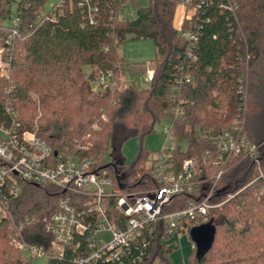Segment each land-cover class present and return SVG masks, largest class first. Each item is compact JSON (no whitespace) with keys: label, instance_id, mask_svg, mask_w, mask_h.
<instances>
[{"label":"trees","instance_id":"trees-1","mask_svg":"<svg viewBox=\"0 0 264 264\" xmlns=\"http://www.w3.org/2000/svg\"><path fill=\"white\" fill-rule=\"evenodd\" d=\"M12 1L0 0V19L18 18L17 34L10 43L6 38L12 23L7 31L0 30L8 63V74L0 73V123H11L10 106L19 115L21 130L37 126V134L54 153L68 148L92 157L115 178L120 177L118 172L125 174L137 188L149 177L150 153L141 148L126 166L121 152L125 141L134 136L143 139L158 121L168 119L173 122L177 165L185 158H198V175L211 178L221 169L213 163L217 147L211 135L229 127L239 107L246 105L245 136L258 145L264 169V0H233V6L225 0H196L198 4L193 0L196 12L184 18L180 28L174 27L173 17L177 4L184 0H148L134 9L131 19L119 18L120 8L129 0H88V4L61 0L48 13L45 0H19L14 15L6 7ZM129 39L154 41V72L146 88L133 83L120 87L124 59L119 47ZM85 65L92 70L112 68L114 88L93 92ZM31 92L42 108L37 120ZM29 95L30 119L25 120L20 108L27 105ZM178 105L185 115L176 118L173 109ZM86 134L92 145L80 150L75 139L84 143ZM182 141L187 142L185 151L179 144ZM207 152L212 158L204 161ZM254 166L253 160L244 158L227 169L218 182L217 198L225 199L247 185L254 177ZM256 188L257 184L248 186L210 211L209 222L216 226L214 244L202 256L193 250L190 264H264V199L253 195ZM59 194L51 185L22 183L9 215L0 218V264H30L11 242L12 228L26 217L31 221L23 238L47 245L42 219L51 214ZM193 197L175 195L163 212L178 210ZM152 226L153 232H145L133 249L144 252L143 261L135 264H171L175 248L166 224L159 221ZM48 264L69 261L50 260Z\"/></svg>","mask_w":264,"mask_h":264},{"label":"built area","instance_id":"built-area-1","mask_svg":"<svg viewBox=\"0 0 264 264\" xmlns=\"http://www.w3.org/2000/svg\"><path fill=\"white\" fill-rule=\"evenodd\" d=\"M186 1L191 5V14L184 15L182 21L190 18L197 9L193 0ZM88 2L84 0V3ZM194 2L198 4L196 0ZM225 2L230 6L235 4L233 0ZM89 17L93 21L90 14ZM17 24L18 18L12 20L7 43L17 34ZM183 35L190 36L188 32ZM6 50L2 46L0 53ZM148 72L153 76V69ZM86 77L95 93L114 88L115 71L112 68L91 69ZM246 111V105L240 106L231 125L211 135L217 147L213 163L221 168L215 176H199V160L195 157L185 158L177 165L173 157L174 143L163 147L157 156L150 157L149 177L142 179L136 188L131 186L125 174L118 172L120 177L115 178L109 168L99 167L92 157L81 156L68 148L54 153L46 140L37 134V126L21 130L18 113L8 106L11 123H0V130L6 134V137H0V218L9 215L11 201L21 194L23 182L51 185L60 192L53 211L42 219L43 229L49 237L47 245L27 242L23 238V230L31 217L14 225L11 242L19 250L28 251L31 257L46 256L48 261L135 264L143 261L144 252L141 254L140 249H133L145 232H153L154 223L164 221L172 241L174 236L180 238L182 233H187L191 239L192 228L208 223L212 209L222 207L246 187L257 184L253 195L264 199V169L259 161L258 145L245 136ZM173 113L178 118L185 115V110L178 105ZM101 117L106 119L104 112ZM172 128L173 122L165 129L166 134L171 135ZM89 138L90 134H86L84 143L75 139L80 150L91 147ZM210 158L212 155L207 152L204 161ZM244 158L255 163L253 179L238 192L218 199L215 193L221 176ZM181 193L194 194L196 198H190L178 210L164 213V207ZM101 232H109L111 237L99 244L97 236ZM142 243L143 240L140 245ZM191 248L197 249L193 240Z\"/></svg>","mask_w":264,"mask_h":264},{"label":"rangeland","instance_id":"rangeland-1","mask_svg":"<svg viewBox=\"0 0 264 264\" xmlns=\"http://www.w3.org/2000/svg\"><path fill=\"white\" fill-rule=\"evenodd\" d=\"M60 1L61 0H45L44 11L48 13ZM18 2L19 0H13L11 3L6 5L7 9L11 10L12 15L15 14ZM147 3L148 0H129L125 2L119 10V18H133L135 16L133 12L134 9L137 6L146 5ZM190 14L191 5L189 4V2L184 0L181 4H177L173 17L174 27L178 28L180 26V20L183 15L187 17ZM11 23V20L7 18L0 19V30L7 31L6 26H9ZM1 47L2 45L0 44V48ZM3 53L4 52L0 53V73L8 74V69L6 68L8 66V63L6 62ZM119 54L124 59L123 66L125 68V75L124 78L121 80L120 87L126 88L127 86L131 85L135 80L142 82V79L144 77L140 79V75L142 74L140 69L143 68V71H145L144 67L147 66V64H151V66L153 67V59L156 57V49L154 41L152 39H129L119 47ZM90 68V66L85 65L84 71L89 72L91 70ZM149 84L146 85V87H148ZM31 98L36 100L37 103H35V105H37L35 110V120H37L42 116V108L40 106V101L35 93L31 92ZM102 108L104 109L103 106ZM102 108L99 107L100 111L102 110ZM20 112L25 118V120L30 119V95L29 102H27V105L21 106ZM170 125V120L161 119L154 125L153 131L146 135L143 139L139 136H134L125 141L121 150L125 165L130 166V164L133 162L141 148L144 149L146 152H149L151 157L157 156L159 154V151L163 147H168L176 143L173 137L171 135L166 134L165 132V129ZM0 137H6V134L1 130ZM179 144L181 146V150L185 151L187 149L186 141H182ZM105 160L109 161V156H105ZM110 237L111 235L109 232H101L97 236L98 243L100 244L102 241L107 242L110 240ZM173 241L175 249L170 257L171 264H190V256L192 255L193 250L191 248L192 240L190 239L189 235L187 233H182L180 238H178V236H174ZM22 254L30 260V264H48V259L46 256L31 257L30 253L26 250L22 251ZM155 264L162 263L156 261Z\"/></svg>","mask_w":264,"mask_h":264},{"label":"water","instance_id":"water-1","mask_svg":"<svg viewBox=\"0 0 264 264\" xmlns=\"http://www.w3.org/2000/svg\"><path fill=\"white\" fill-rule=\"evenodd\" d=\"M191 239L196 243L197 255L202 256L208 252L215 241L216 226L208 222L200 226H196L191 230Z\"/></svg>","mask_w":264,"mask_h":264},{"label":"crops","instance_id":"crops-1","mask_svg":"<svg viewBox=\"0 0 264 264\" xmlns=\"http://www.w3.org/2000/svg\"><path fill=\"white\" fill-rule=\"evenodd\" d=\"M184 16V15H183ZM183 16H182V18H183ZM182 18H181V20H180V24H181V21H182ZM180 27V26H179ZM178 27V28H179ZM124 62H123V64H122V66H121V69H120V75H121V80L124 78V75H125V68H124ZM145 68V71H143V68H141L140 70H141V75H140V79L141 78H143L142 79V82L141 81H133V84H135L136 86H138L139 88H144V87H146V85H148L149 83H150V81H151V76H152V74H149V70H152V66H151V64H147V66H145L144 67ZM91 69V68H90ZM137 69H139V68H137Z\"/></svg>","mask_w":264,"mask_h":264}]
</instances>
